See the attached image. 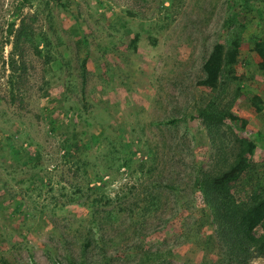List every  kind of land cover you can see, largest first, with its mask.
<instances>
[{
	"label": "rangeland",
	"instance_id": "rangeland-1",
	"mask_svg": "<svg viewBox=\"0 0 264 264\" xmlns=\"http://www.w3.org/2000/svg\"><path fill=\"white\" fill-rule=\"evenodd\" d=\"M254 42L264 0H0V264H264L202 191L237 158L233 200L262 175Z\"/></svg>",
	"mask_w": 264,
	"mask_h": 264
},
{
	"label": "trees",
	"instance_id": "trees-1",
	"mask_svg": "<svg viewBox=\"0 0 264 264\" xmlns=\"http://www.w3.org/2000/svg\"><path fill=\"white\" fill-rule=\"evenodd\" d=\"M136 37L132 40L135 42ZM80 44L77 42V46ZM253 50L259 58L257 67L264 71V42H254ZM238 46L234 42L229 47L216 43L213 45L209 55L202 65L204 77L197 82V85L206 88H214L219 80L224 67H232L238 58ZM87 58H83L81 66L85 71ZM255 99H257L255 97ZM259 110V109H258ZM225 121H237L239 118L231 113L218 114L215 118ZM249 164L245 160L237 158L233 166L222 172L215 178L205 177L202 184V191L205 194L213 195L216 211L222 213L223 237L231 242L235 236L236 241L241 244L252 243L257 247V254L264 252V162L262 175L256 178L254 185L250 187V194L247 201L237 202L229 195V185L238 181L244 174ZM208 176V175H206ZM218 217V216H217ZM222 223L219 224V228ZM228 237V238H227ZM235 246V245H234Z\"/></svg>",
	"mask_w": 264,
	"mask_h": 264
}]
</instances>
